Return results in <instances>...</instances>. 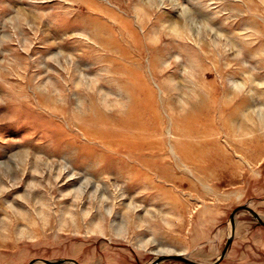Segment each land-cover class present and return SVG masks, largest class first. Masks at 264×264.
<instances>
[{
    "label": "rangeland",
    "instance_id": "1",
    "mask_svg": "<svg viewBox=\"0 0 264 264\" xmlns=\"http://www.w3.org/2000/svg\"><path fill=\"white\" fill-rule=\"evenodd\" d=\"M260 134L264 0H0V264H212ZM219 264H264L250 213Z\"/></svg>",
    "mask_w": 264,
    "mask_h": 264
},
{
    "label": "water",
    "instance_id": "2",
    "mask_svg": "<svg viewBox=\"0 0 264 264\" xmlns=\"http://www.w3.org/2000/svg\"><path fill=\"white\" fill-rule=\"evenodd\" d=\"M241 212H248L251 214V216L253 217V219L259 224V225H262L264 226V221L263 219L261 218V216L255 211L253 210L251 207H249L248 205H244V206H240L238 208H236L231 217H230V221H231V224H232V228H233V233L231 234L228 242H227V245L225 247V249L223 250L221 256L212 264H219L221 263L231 245L233 244V239H234V230H235V218L236 216L241 213ZM164 261H175V262H181L183 264H203V263H199V262H196V261H193L191 259H189L188 257L184 256V255H173V256H161V257H158L157 259H155L151 264H160L161 262H164ZM38 262H43L45 264H70V263H74V264H78L77 262L75 261H72V260H67V259H63V260H60V261H48V260H41V261H32L30 264H36Z\"/></svg>",
    "mask_w": 264,
    "mask_h": 264
},
{
    "label": "bare ground",
    "instance_id": "3",
    "mask_svg": "<svg viewBox=\"0 0 264 264\" xmlns=\"http://www.w3.org/2000/svg\"><path fill=\"white\" fill-rule=\"evenodd\" d=\"M242 104H245V103H242ZM233 111V116L231 119H241L242 117H240V112H238V110H232ZM231 119H228V120H231ZM236 123V122H235ZM229 122L227 121L226 122V125H228ZM207 127V126H205ZM254 128H251L249 127V125H246L244 124V127L242 128V132H241V136L242 135H246V133L250 130H252ZM229 132L231 133V135H236V131L234 128H229ZM186 132V136L188 138H192V137H206V136H209L211 134V129H208V128H199V127H190L189 130L187 129ZM214 132V131H213ZM255 141H258V142H264V134H260V135H257L254 139ZM242 148V147H240ZM243 150V149H242ZM178 255H183V254H178Z\"/></svg>",
    "mask_w": 264,
    "mask_h": 264
}]
</instances>
